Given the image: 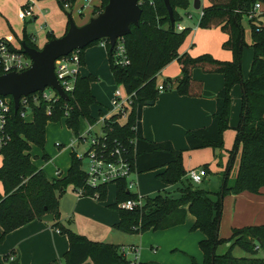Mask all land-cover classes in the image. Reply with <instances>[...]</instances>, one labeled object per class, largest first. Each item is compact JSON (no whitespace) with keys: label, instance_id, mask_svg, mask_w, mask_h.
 I'll list each match as a JSON object with an SVG mask.
<instances>
[{"label":"trees","instance_id":"16d2710c","mask_svg":"<svg viewBox=\"0 0 264 264\" xmlns=\"http://www.w3.org/2000/svg\"><path fill=\"white\" fill-rule=\"evenodd\" d=\"M108 0H100L94 8L99 13ZM173 8L174 22L171 23L163 0H139L141 15L137 26H130V33L123 37L127 65L114 64L113 51L106 46L110 70L117 86L127 93H134L130 112L123 123L113 114L108 118L109 136L124 143L135 139V168L138 174L155 172V178L163 185L181 183L177 197L162 195L142 196L141 208L131 210L118 207L120 202L138 198L137 192L127 188L125 179L110 184L116 188V201L111 205L119 214V222L114 227L126 233H143L149 229L165 230L185 222L187 213L194 217L192 230H199L204 237L198 242L203 255L202 264H264V257H236L231 251L216 254V247L225 238L219 236L223 198L229 194L242 192L259 193L264 187V27L256 23V18H248L250 23V47L253 57L246 79L241 75L242 49L247 45L243 37L241 19L253 10L256 0H207L202 5V15L198 26L201 28L219 27L227 34L222 47L231 52L230 60H219L208 53L191 56L178 49L190 32L189 27L177 30L175 24L182 19L177 9H186L190 0H169ZM70 16V14L68 13ZM69 23L67 22L66 30ZM66 32V31H65ZM47 41L55 38L51 31L46 32ZM28 46L37 48L31 36L23 31ZM95 41L87 47L98 44ZM85 47V48H87ZM80 50L81 62L83 51ZM176 60L180 67L181 78L177 81L176 91L180 95L199 96L202 82L192 77V70L200 68L208 73L223 75V86L215 96V111L211 122L204 127L186 131L187 150L210 147L223 149V132L230 128L231 89L240 84L242 89L239 121L234 128L235 143L229 151L226 171L218 192L193 187L186 177L183 166V151L174 149L171 142H151L145 139L141 130V110L152 104L159 93L156 82L158 72L169 62ZM97 78L91 74L77 76L73 91L68 99L59 98L53 103L50 114L46 113L47 102L40 100L33 107V119L24 121L19 112L12 111L8 121L10 141L2 151L0 165V241L14 229L47 213L54 217L51 225L67 236L69 246L63 255L65 264H82L90 259L93 264H161L156 262H132L122 251L123 246L91 240L76 233L60 221L59 197L71 185L82 189V196L104 201L109 184L90 187L85 183L82 161L75 152L70 154V165L66 174L60 178L49 179L42 169L37 168L30 154L31 145L43 149L45 128L49 120L65 119L72 134H78L86 123L94 122L91 106L100 105L91 92L90 84ZM166 78L162 86L170 84ZM65 105L69 106L64 116ZM102 112L101 109L98 113ZM135 126L134 129L132 127ZM132 148V146H131ZM239 149L237 171L232 185L228 184V175ZM47 158L46 154H43ZM207 173V165H203ZM228 239L232 246H238L245 252L255 254L264 249V223L233 227ZM226 238V239H227ZM6 258V257H5ZM54 260L48 264H60ZM191 264H196L192 260Z\"/></svg>","mask_w":264,"mask_h":264},{"label":"crops","instance_id":"0c3cea01","mask_svg":"<svg viewBox=\"0 0 264 264\" xmlns=\"http://www.w3.org/2000/svg\"><path fill=\"white\" fill-rule=\"evenodd\" d=\"M86 1L88 3L91 2V0ZM25 2L26 0H17L14 3V6H16V9L19 11ZM204 2L205 3L203 6L209 3L207 0H204ZM92 3L93 6L86 7L93 9L89 15L90 18L96 15L94 14V8L100 4V1H98L97 4H95L94 1ZM56 4L58 5L56 0H40L38 3L36 0H34L32 7L33 16L31 18H27L33 23L40 21L38 28L39 31L43 32L45 36L46 29L51 31L55 37L62 36L66 31L67 22L65 23L64 20H61L60 18L58 19L57 14H55V16L49 15V18L47 17V14L45 15V12L47 13V7L51 8L53 13L57 12ZM82 6L85 8L86 4ZM82 6H78L77 0L75 1L74 8L76 7L77 9ZM6 8L7 7H3V5L0 4V15L1 17H5L4 19L6 21L7 28H5L7 31H5V33L1 34L0 36L11 37L16 41H19L21 38H19L14 32L16 27L13 26V23H9V20L11 19H9ZM82 14L83 11L81 15ZM190 15L191 18L188 19L191 21L193 20V15ZM53 17L57 18L56 25L51 24V19ZM199 18L200 17L198 16L195 23L188 21L183 24L180 22L184 27L190 28L188 36H192L193 39L198 37V33L201 29L198 26ZM17 19L20 24H23L22 30L24 31L26 19H19L18 12ZM48 23L51 25V29L48 28ZM205 31L207 32H205V34L202 36L207 39L210 38V36H213L214 33H217V31H220V28H205ZM31 37L33 40H35L34 35H31ZM226 39L227 34L224 33L217 37V43H223ZM210 42L212 43L213 41ZM180 47L178 51L179 53L187 52L193 57L203 53H208L216 59H219L218 57L228 58L227 55H220L219 51L221 50L217 47H214V45H211V47L198 46L197 48L193 49V43L191 40L188 47H183L182 49H180ZM227 51L232 57L231 52L229 50ZM105 52L109 72L111 74V76H109L110 83L112 82L115 86L116 84L110 70L107 51H105V47L102 45L96 44L84 49L82 53L83 61L80 65L79 74L81 76L91 74L95 77L98 75L103 79H107V76L104 73V69L107 71L105 65ZM230 59L231 58L219 60ZM251 61L252 58L249 57L247 61L248 68H250ZM159 76H161L162 81L160 84H158V86L162 85L166 78H170L171 82L167 86H164L161 91H159L156 100L152 104L142 107L141 130L143 137L151 142H161L168 140L171 142L174 149L182 150L183 166L186 171L190 168H204L202 166L206 164L207 175H209L210 173L218 170L219 166L222 168L227 166L229 151L233 148L235 143L236 131L234 128L237 126L239 121L241 107L240 96H242V89L240 88V95L238 84H235L230 92V128L223 132V149L213 150L210 147H205L202 149L187 150V143L185 140L186 131L207 126L211 122L212 114L215 111V96L223 86V75L220 73H208L202 71L200 68H194L192 70V77L202 82V92L199 96L180 95L177 93V81L181 78V75L180 67L176 60H172L167 65H165L158 72L156 78ZM94 82L90 84V89L96 100L100 103V105L97 107L98 111L99 109H104L106 105L109 106L108 100L110 99L108 98H110L109 96L112 94L111 91L113 90L114 86L112 87L110 93L108 89V94L102 95L97 89L98 83L94 84ZM101 84L102 82L99 83V85ZM91 114L95 117V114L92 112V110ZM71 143L72 138L66 147L72 148V151L75 152V144ZM56 147L62 148L61 145ZM238 153L239 149L235 155L234 162L236 161ZM69 165L70 162H68L66 167L63 169H61L59 165L55 166L53 175H47V177L52 179L64 176ZM57 171L59 172L58 175L56 173ZM147 173L137 174L136 186L139 184L137 183L138 179ZM153 174H155V172H153ZM168 186L169 185L156 183L153 185L151 191H155L157 188H162L164 190L165 188H168ZM177 190H179V188H177ZM108 191L109 189L107 186L106 199L104 201H99L93 197L79 195L76 192V189L69 185L65 189V192L63 193L64 195L62 194L59 197L61 223L70 228L72 231L85 235L91 240L123 246V248L127 249L125 255L130 260H135L141 263L150 262V254L140 249L139 246V244L144 239V233H126L114 227V225L119 222L118 211L111 207V205L116 201V188L111 193ZM263 223L264 187L259 190V193L245 191L239 194H229L224 196L219 225V236H221L220 233L222 232V234L228 233V235H230L231 229L233 227H243ZM68 246L69 242L67 236L60 233L57 228L53 227L51 222L34 219L9 232L3 238V240L0 241V264H48L54 260H60V264H65L63 255L68 250ZM153 251H155V249H153ZM10 257L12 258L10 259ZM82 264L93 263L90 259H87Z\"/></svg>","mask_w":264,"mask_h":264},{"label":"rangeland","instance_id":"374dc122","mask_svg":"<svg viewBox=\"0 0 264 264\" xmlns=\"http://www.w3.org/2000/svg\"><path fill=\"white\" fill-rule=\"evenodd\" d=\"M17 0H0V4L3 5V7H7V13L9 16V23L12 24L13 26L16 27L14 32L17 34L19 38L23 37V30H22V25L17 19V12L18 10L16 9V6H14V3ZM37 3L40 0H36ZM95 4L98 3L100 0H91V2H87L86 0H77V5L82 6L86 4L83 14H78L76 7L68 10H63L56 4L57 12H54L51 10V8L47 7V13L45 12V15L47 14V17L49 18V15L55 16L57 14V18L64 20L65 23L68 22V13L74 20V22L80 26L85 24L88 19L90 18L89 15L93 11L92 8H86L88 6H93V2ZM257 2L260 3V8L258 9L257 15H256V23L261 24L264 27V0H256ZM191 2V0H190ZM205 2L203 1V4ZM44 8V7H43ZM178 13L181 15L182 19L180 20L181 23L185 24L186 22L190 21L187 16L186 12H189L190 14L193 15V20L190 22L195 23L197 18H198V10H195L192 7V4L190 3L189 7L186 9H177ZM5 17H1L0 15V35L5 33L7 31L6 29V21L4 19ZM55 17L51 19V24L56 25L57 21ZM260 21H259V20ZM39 25L40 21H37L35 23L31 22L30 19H26V23L24 24L25 26V33L29 36L34 35L35 40L33 41V44L37 48H41L47 41V37L44 35L43 32L39 31ZM241 25L243 27V37L246 42V46L242 49V55H241V75L242 78L245 79L248 76L249 68L247 67V61L250 58H252V49L250 47V42H251V37H250V23L248 20V17L243 15L241 19ZM49 26V27H48ZM48 28L51 29V25L48 23ZM6 28V29H5ZM201 28V27H200ZM202 29V30H201ZM199 31V35L197 38H192V36H186L183 43L181 44L180 49L183 47H188L190 45V42L192 40L193 43V49L197 48L198 46H207L211 47V45H214V47L219 48L221 51L220 55L224 56L227 55L228 58H221L218 57L219 59H229L232 58L230 56V53H228L227 49H224L222 47V43L218 42L217 43V37L224 34L221 29L220 31H217V33H214L213 36H210V38L205 39L202 35L205 34V28H201ZM9 30V29H8ZM11 31V30H9ZM48 29L45 30L47 32ZM206 37V36H205ZM192 38V39H191ZM210 41H213L212 43ZM96 45V44H95ZM98 45V44H97ZM106 51V49H105ZM179 51V49H178ZM105 65L107 68V71L104 69V73L107 76V79H103L100 76H96L97 80L94 82V84L98 83L97 89L102 95H107L108 94V89L109 93L114 86L113 83H110V78L111 76L108 68V62H107V57H106V52H105ZM108 72V74H107ZM162 81L161 76L156 78L157 84H160ZM102 82L101 85L99 83ZM104 84V85H103ZM116 87V85L113 87ZM238 88L240 90V95H241V87L240 84L238 83ZM112 90V91H113ZM48 91V90H47ZM111 91V93H112ZM111 97V95L109 96ZM241 97V96H240ZM110 99V98H108ZM110 100H108V103ZM99 102V101H98ZM105 104V103H104ZM99 105H93L91 106L92 112L95 114V116L98 115L97 107ZM109 107L106 105L104 110ZM239 107H240V102H239ZM98 127H96L97 129ZM73 138V134L71 130L66 126L65 119L63 118L61 121H52L49 120L46 124L45 128V141H44V146L43 149L31 145L30 148V154L33 160L34 165L42 169L46 175H53L54 173V167L55 166H60L61 169L65 168L68 162H70V154L73 152L72 148H67L66 146L70 143V139ZM55 143H58L61 145L62 148H58L55 146ZM87 148L86 144H77L75 143L74 149L75 152L78 153L79 155H83L85 150ZM240 153V152H239ZM236 157V161L232 164L231 170L228 175V184L232 185L234 181V177L237 171V160L239 157ZM43 154L47 155V158L43 157ZM3 158L0 157V165L2 163ZM202 164V163H201ZM86 165V160H82V167L85 168ZM198 166V165H196ZM222 167L219 166V169L214 171L213 173H210L209 175L205 176L200 183H192L193 187L195 188H200V189H205L208 190L212 193H216L220 190L223 178H224V173L226 171V166ZM221 169V170H220ZM144 174V173H143ZM155 174L153 172H149L140 179H138L139 183L137 186L134 185L131 189L132 192H137L141 196H154L156 193L160 192L162 195H169L172 197H177L179 191L177 188L181 187V183H176V184H171L168 186V188H165L164 190L162 188H157L155 191H151L153 188L154 184H162L158 180H156ZM108 192H113L115 190V185L114 184H109L108 185ZM0 194H3V188L0 183ZM64 195V194H63ZM144 204V200L142 201ZM143 206V205H142ZM140 206L139 208H141ZM188 215V216H187ZM185 222L181 225L171 227L165 230H152L149 229L145 232L144 234V239L143 241L139 244L140 249L143 251L148 252L150 255V262H156V263H161V264H191L192 260L196 262V264H202L203 262V255L202 252L199 248L198 242L204 237L203 233L199 230H192L191 227L194 223L193 216L190 213H187ZM223 233V232H222ZM221 234V238H225L219 245L216 247V254H224L227 251H231L232 255L236 257H252V256H257V257H264V249L259 250L255 254H250L248 252H245L243 249H241L238 246H232V240L228 239L227 237L229 236L227 234ZM228 235V236H227ZM227 238V239H226ZM155 249V251H153Z\"/></svg>","mask_w":264,"mask_h":264},{"label":"built area","instance_id":"2783aa9c","mask_svg":"<svg viewBox=\"0 0 264 264\" xmlns=\"http://www.w3.org/2000/svg\"><path fill=\"white\" fill-rule=\"evenodd\" d=\"M61 9H72L76 0H56ZM191 0V4H192ZM201 3L200 9H198L199 17L202 15V5L204 0H199ZM33 3L34 0H26L18 11V18L25 20L33 16ZM260 3L254 4L253 10L246 16L248 18L256 17ZM84 6L77 8V13L81 14ZM187 18H191L189 13L186 14ZM177 30H183L185 27L177 22L175 24ZM99 45L105 47L109 44L108 40L101 39L98 42ZM80 50L75 49L69 54L57 58L54 62V72L58 80L59 85L63 91L69 97V94L73 91L75 80L80 72L81 57ZM113 61L116 65H127L130 63L127 57L125 46L123 43V37L117 38L112 49ZM32 65L30 57L22 51V47L19 41L14 40L11 37L0 36V75L10 72H21L28 69ZM159 90L163 89L162 85H159ZM48 90V91H47ZM134 93H127L121 86H116L112 91L110 97L109 107L102 112L98 113L94 117V122L86 123L83 130L77 135L73 134L71 144H86L87 148L84 154L81 156L76 153L77 157L86 160L85 168V183L90 187H97L99 185L110 184L112 182L125 179L127 182V188L132 189L136 185L137 171L135 168V139H130L126 144L117 138H111L109 136L110 130L107 129V120L113 114L118 116V121L123 123L131 109ZM61 98L56 90L51 87H45L42 91H36L28 95H22L19 98V105L16 112H19V116L27 122L33 119V105L38 104L40 100L48 103L46 106V113L50 114L52 111L53 103ZM63 99V98H62ZM68 105H65L64 116H67ZM14 111L13 100L9 95H0V157H3L2 151L10 141V134L8 132V121L11 117V113ZM15 112V113H16ZM96 127H98L96 129ZM135 126L132 127L134 129ZM56 146L60 144L55 143ZM132 146V148H131ZM57 175L59 172H56ZM207 175L203 168H190L187 170L186 177L192 183H200ZM76 192L81 195L82 189H76ZM97 195H93L96 198ZM142 196L138 194V198L127 199L118 204L122 209H133L142 206ZM126 248H122V251L126 253ZM12 257H10L11 259ZM132 262H137L132 260Z\"/></svg>","mask_w":264,"mask_h":264},{"label":"water","instance_id":"95a60500","mask_svg":"<svg viewBox=\"0 0 264 264\" xmlns=\"http://www.w3.org/2000/svg\"><path fill=\"white\" fill-rule=\"evenodd\" d=\"M171 23L174 22L173 8L169 0H163ZM199 0L192 1L195 10L200 9ZM141 15L139 0H108L103 9L92 16L85 24L78 26L68 15V29L60 36L48 40L41 48L28 46L20 42L22 51L32 60V65L21 72H10L0 75V95L12 97L14 112L17 111L19 98L45 87H51L63 99H68L58 83L54 72V62L57 58L69 54L75 49H83L89 44L105 39L109 42V52L112 51L117 38L129 34L130 26H137ZM52 222L51 213L39 218Z\"/></svg>","mask_w":264,"mask_h":264}]
</instances>
